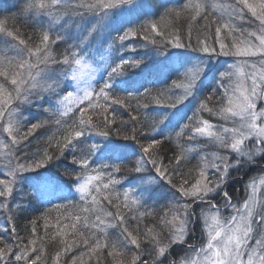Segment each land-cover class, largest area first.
Segmentation results:
<instances>
[{"label": "snow or ice", "instance_id": "1", "mask_svg": "<svg viewBox=\"0 0 264 264\" xmlns=\"http://www.w3.org/2000/svg\"><path fill=\"white\" fill-rule=\"evenodd\" d=\"M178 3L160 4L158 19L136 26L128 14L148 15L136 0H25L18 16L37 25L31 34L18 17L0 18V212L11 225L0 234V264H264V175L249 179L240 203L224 189L233 171L264 161V0ZM137 36L152 48L126 58L125 41ZM151 79L166 87L154 91ZM25 105L50 118L30 117ZM50 123L58 135L30 151V138ZM165 141L177 148L167 160ZM69 155L71 183L45 179L35 196L53 203L74 188L79 203L55 204L54 218L46 211L21 234V205L10 204L17 185ZM128 174H136L131 187L117 191ZM161 199L164 210H140ZM198 223L195 245L188 238ZM109 229L118 230L114 239Z\"/></svg>", "mask_w": 264, "mask_h": 264}, {"label": "trees", "instance_id": "2", "mask_svg": "<svg viewBox=\"0 0 264 264\" xmlns=\"http://www.w3.org/2000/svg\"><path fill=\"white\" fill-rule=\"evenodd\" d=\"M25 0H0V18H12V17H18L19 23L18 27L22 29L24 33L31 34L33 31L37 28V25L32 20H28L27 22L24 21V18L22 16H18V13L20 9L23 7ZM137 3H141L144 5L141 12L148 13L147 16H143V18H140V13H131L127 15V19L131 21L132 26H136L139 23L143 22V19H158V16L152 15V13L156 12H162L163 9L159 7L162 3H167L169 7L173 6H179L178 0H136ZM11 24V19L9 20ZM202 23V22H201ZM236 23H238L236 21ZM240 23L239 25L241 27H247L249 26L247 22ZM177 28L180 29L182 38L185 39L186 42V33H187V26L183 24V22H178L176 25ZM214 28V25H213ZM198 29H193V36H192V43H196V36H197ZM107 35V34H106ZM112 38H115L117 35L115 32L112 34ZM111 43V39L108 41ZM125 44L128 45L127 50L124 51L123 55L127 57H134V56H142L146 51H149L152 46L147 45V47H142L146 44V42L140 37H134L130 38L129 40L125 41ZM64 42L61 41L59 45L55 46L54 52L56 54H59L61 51H63ZM119 47V45H116ZM95 47V45H94ZM107 47V45H105ZM135 49L133 51L132 49ZM169 51H177L175 49H171L169 46ZM193 55H199V53H194ZM156 59H160L161 57H155ZM221 59V58H220ZM138 71L137 69H128L129 74ZM149 87L153 88L155 91L156 89L164 88L166 87L165 84L161 83L158 80L151 79L149 80ZM37 104H43L44 108H49L52 106V103L50 102H44V101H37ZM133 107L136 106V101H132ZM25 111L27 114L30 115V117L35 116L40 119H49V113H46L43 111V108H37V107H29L27 105L24 106ZM118 108V106H116ZM121 119L128 121L130 117L128 116L127 112H125L124 109H118ZM141 113H143L145 110L140 109ZM150 111V109H149ZM129 128H131V124L128 125ZM58 135L57 133V126L54 123H50L46 125L45 127L38 129L34 136L30 138L32 140V143L30 145V151H36L37 148H43L46 145L47 139L50 136ZM143 139V138H141ZM184 143H188L187 141H184ZM206 148V147H205ZM177 151L176 144L173 142L165 141L164 145L161 148V155L165 157V160L167 158L171 157L173 155V152ZM206 151V150H205ZM194 155V154H193ZM134 162L130 161L128 163V166H131V163ZM198 162V157L195 159H190L188 163V167L191 168L195 166ZM261 166H264V161H260ZM65 166H70V155L68 159L61 158L60 160H57L54 162L53 165L49 166L45 169H38L35 173H27L28 176L31 178L27 181H24L22 183H19L16 187V189L13 192V197L10 198V204L13 208H15L16 204H20L22 210L17 211L15 214V223L17 225L18 231L21 232V234H24L25 226L28 225L29 220L39 217L42 213L51 210V217L54 218L58 212L55 210L54 205L57 203L60 204H67L71 207L73 203H79L78 194L75 193L74 188L72 190V195H69L67 199H56L53 201V203H48L45 199L42 198H36L35 194L37 191H43L44 189H40L37 182L44 181L45 179L51 178V179H58L59 181L64 182L65 184L71 183V180L63 175ZM149 167H151L149 165ZM253 167L252 170L248 172L249 176L253 175V172L255 171ZM187 169H185L186 171ZM257 170V169H256ZM136 174H128L126 179L122 180V185H117V191L123 192L125 187H131V182L134 180ZM125 177L124 173L119 174L118 178ZM0 178H5L2 175H0ZM224 189L228 192V194L232 197V199L236 198L237 195L240 194V185L237 183H230L224 185ZM68 190L65 189V194H67ZM223 200L222 197L217 196L216 201ZM219 202L221 205L222 202ZM105 206L107 207L108 211H112L115 213L117 209L114 206H108L107 202H103ZM169 203L168 201H164L161 199L160 203H157L155 200H149L147 204L141 208V211H144L145 209L148 210H155V211H161L164 210L165 204ZM59 211L63 212L64 209H60ZM120 211L127 214V209L121 208ZM152 221L151 217H145L144 223H150ZM42 223V222H40ZM134 223V222H132ZM143 227V224L141 225ZM198 226L196 225L195 228ZM5 228L10 229L11 225L8 223L7 214L0 212V234L9 235L10 233H6L4 230ZM38 230L42 233L43 229L38 228ZM110 233H112V238L114 239L115 236L118 234V230L115 229H109ZM201 232V231H200ZM83 250V246H81V249H78L77 251ZM75 254V253H73ZM177 255H183V251L180 248H177L176 252L174 253V256ZM85 259H87L85 257Z\"/></svg>", "mask_w": 264, "mask_h": 264}, {"label": "rangeland", "instance_id": "3", "mask_svg": "<svg viewBox=\"0 0 264 264\" xmlns=\"http://www.w3.org/2000/svg\"><path fill=\"white\" fill-rule=\"evenodd\" d=\"M237 22H238L237 23L238 25L240 23H242L241 21H237ZM226 59H228L229 61L231 60V58L221 57V61H224ZM262 103H264V102H262ZM203 115H204L205 118L210 119L213 123L217 122L216 119L214 117L209 116L208 113H203ZM204 150H206L208 152H211V151H214L215 149L212 146H206V148ZM253 167L256 168L257 170L254 169L255 171L253 172V175L249 176L248 172L250 170H252ZM2 171H3V169H2V167H0V173H2ZM212 174H214V172H210V175H212ZM26 175L28 176V174H26ZM262 175H264V166H261V163H257L256 165H254L252 167H249V166L246 165L244 168H242L238 172L233 171L232 174H231V178L226 183V184L237 183L238 185H240V194L237 195L236 198L232 199L233 203H240V202H242L244 200V198H245V186H246V184H247V182L249 181L250 178H259ZM36 184H38L40 189H44L43 181L37 182ZM220 197H222V196H220ZM222 199H224V198L222 197ZM221 201H223V200L220 199L218 201V203L221 202ZM223 203H224V201L222 202L221 205H223ZM225 214H227V213H225ZM197 226L198 227L194 228V231L191 233V235L188 238L189 243L195 244V245H199L201 243V239H202L201 232H200L201 228H202V225L198 223Z\"/></svg>", "mask_w": 264, "mask_h": 264}]
</instances>
